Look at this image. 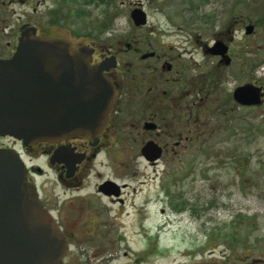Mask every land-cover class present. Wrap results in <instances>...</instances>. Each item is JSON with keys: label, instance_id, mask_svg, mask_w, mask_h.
<instances>
[{"label": "flooded vegetation", "instance_id": "1", "mask_svg": "<svg viewBox=\"0 0 264 264\" xmlns=\"http://www.w3.org/2000/svg\"><path fill=\"white\" fill-rule=\"evenodd\" d=\"M135 8L148 15L143 2L137 1L131 17ZM186 8L190 10V5ZM134 24L135 29L148 27L147 22ZM192 25L159 23L148 28V33L136 34L125 25L109 29L105 22L97 28L73 31L70 38L64 32L61 0H0V60L11 58L22 32L34 28L38 35L65 39L74 48L91 46L92 64L103 70L117 91L106 124L94 137L74 136L26 146L13 136L0 135V147L20 152L29 179L36 184V177L44 170L29 164L26 156L44 158L55 174L53 202L37 188L69 242L63 264L72 263L70 253L76 254L78 264H110L109 258L115 257L112 246L106 245L111 241L110 230H102V226L111 227L119 219H129L137 226L151 220L156 223L147 236L139 234L145 245L133 255L131 264H160V259L169 260L162 264H195L215 258L264 264V228L256 226L250 247L241 254L239 204L230 200L225 205L223 190L218 192L219 187L208 182V170L191 181L199 183L203 198L192 194L187 184L193 174L189 160L192 145L205 147L219 136L224 130L221 116L258 107L241 104L234 91L247 82L261 85L264 91V82L256 80L254 59H241L234 50L232 25L210 38L203 31L204 25ZM218 41L228 45L227 57L213 52ZM238 51L240 55L249 52ZM201 155L213 157L203 153L195 158ZM139 162L152 168L145 179L138 177ZM150 181L154 185H148ZM159 214L163 216L161 223ZM186 221L196 226L180 231L177 226ZM67 224L90 227L76 233L66 229ZM178 237L186 248L173 255V241ZM229 238L230 244L223 243ZM100 258L107 260H97Z\"/></svg>", "mask_w": 264, "mask_h": 264}, {"label": "water", "instance_id": "2", "mask_svg": "<svg viewBox=\"0 0 264 264\" xmlns=\"http://www.w3.org/2000/svg\"><path fill=\"white\" fill-rule=\"evenodd\" d=\"M135 24L147 22L145 10L132 11ZM255 25L245 27L247 34ZM214 53L227 57L218 41ZM117 94L110 78L92 64V48H74L65 39H49L24 30L14 55L0 60V135L26 146L94 137L106 124ZM244 105H261V85L247 82L234 91ZM20 152L0 147V264H63L69 242L44 206L37 184ZM195 264H253L215 258Z\"/></svg>", "mask_w": 264, "mask_h": 264}, {"label": "rangeland", "instance_id": "3", "mask_svg": "<svg viewBox=\"0 0 264 264\" xmlns=\"http://www.w3.org/2000/svg\"><path fill=\"white\" fill-rule=\"evenodd\" d=\"M137 1H142L148 11L147 29L159 23L163 26L172 24L175 27L177 25L192 27V24L197 22L204 25L203 31L210 38L214 32L226 31L232 25L230 34L233 36L234 50L241 59L243 57L254 59L256 80L264 82V0H61L64 32L73 38V31L86 26L97 28L107 22L109 29L125 25L132 33L139 34L141 31L148 33L147 29H135L133 26L130 11ZM48 4H51V1H48ZM187 5H190V10L186 8ZM202 21L204 23H200ZM250 23L255 25L254 32L247 34L245 27ZM238 50L249 52L240 55ZM239 80L242 81L240 77ZM221 117L224 130L222 133L219 132V136H215L205 147L199 144L192 145L189 153L191 159H188L191 160L190 169L193 174H190L187 184L192 194L196 193L203 198L204 191L199 183L193 182L196 175L198 179L199 175H203L202 170H208L207 175L210 177L208 182H214L219 187L218 192L223 190L225 205H229L230 200L232 204H239L237 230L239 251L242 254L248 245L250 247L256 226L259 230L264 228V103L254 110L240 108ZM203 153L212 154L213 157L208 159L201 155L200 158H195L197 154ZM25 158L29 164L43 168V174L36 177L37 185L42 195L53 202L57 192L55 174L46 166L44 158L40 156ZM138 166L140 169L138 177H144L151 172L152 168L146 166L145 162H139ZM235 178L239 179L238 184L235 183ZM148 185H154L153 181ZM206 190L211 192L210 188ZM233 216L235 214L230 219ZM162 220L163 216L159 214L158 222L161 223ZM155 225L154 220L137 226L129 219H119L111 227L102 226V230L105 227L110 230L111 241H107L106 245L112 246V253L115 255L109 258L110 264H131L133 255L145 245L139 234L147 236ZM195 226L194 222L186 221V224L177 228L184 232ZM87 227L90 226L70 224L65 226L76 233L86 231ZM178 229L177 232L180 233ZM181 241L182 238L179 237L176 242L173 241V255L185 250V242ZM230 241V238L224 239L223 243L230 244ZM125 251L128 255H125ZM75 255V253L69 255L68 260H71V264H78ZM97 260L106 261L107 258ZM168 261L160 259V264Z\"/></svg>", "mask_w": 264, "mask_h": 264}]
</instances>
